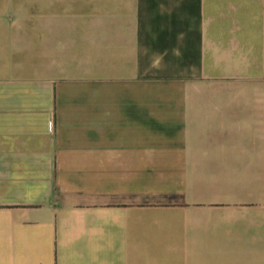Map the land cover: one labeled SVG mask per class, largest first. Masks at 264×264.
Returning <instances> with one entry per match:
<instances>
[{"label":"crops","instance_id":"obj_1","mask_svg":"<svg viewBox=\"0 0 264 264\" xmlns=\"http://www.w3.org/2000/svg\"><path fill=\"white\" fill-rule=\"evenodd\" d=\"M0 264H264V0H0Z\"/></svg>","mask_w":264,"mask_h":264}]
</instances>
